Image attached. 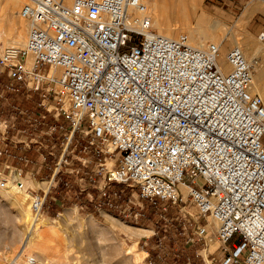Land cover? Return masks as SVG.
<instances>
[{"label": "built area", "instance_id": "built-area-1", "mask_svg": "<svg viewBox=\"0 0 264 264\" xmlns=\"http://www.w3.org/2000/svg\"><path fill=\"white\" fill-rule=\"evenodd\" d=\"M145 12L141 0H26L19 12L26 42L0 54L7 79L0 99L37 95L40 110L29 126L51 118L49 134L60 135L53 184L77 151L79 164L68 173L104 171L98 195L109 208L112 185L134 189L163 220L167 207H177L185 230L180 206L188 201L215 224L220 244L240 239L223 264H264V97L252 91L251 66L232 46L225 72L218 45L197 49L185 34L156 35ZM75 132L85 138L78 150L70 148ZM43 193L30 197L32 220L41 215ZM205 234L197 224L186 242Z\"/></svg>", "mask_w": 264, "mask_h": 264}, {"label": "rangeland", "instance_id": "rangeland-1", "mask_svg": "<svg viewBox=\"0 0 264 264\" xmlns=\"http://www.w3.org/2000/svg\"><path fill=\"white\" fill-rule=\"evenodd\" d=\"M21 2L20 8L26 0ZM182 2L187 3L188 0H173V3L167 0V4L174 6ZM254 2L261 8L244 20L245 11ZM200 12L220 21L225 31L232 32L238 41L245 42L252 37L249 40L255 42L264 34V0H201L198 13ZM189 21L190 27L195 28V18L190 17ZM22 22L26 25L24 20ZM152 30L157 33L155 29ZM27 31L26 27L24 43ZM179 34H185L184 29L176 30L174 38ZM227 37L229 35L220 43L224 55L233 46ZM261 41L264 45V38ZM209 44L212 42L207 41L202 48ZM7 46L10 45L0 43V54ZM259 51L261 53L257 52L256 59L264 65V49ZM229 69L228 67L225 71ZM5 83L7 79L0 76V89ZM255 92L256 90L253 91ZM38 100L37 95L27 96L21 92H6L4 98L0 99V150L3 152L6 149L3 156H13V166L16 168L2 170L1 163H5V159L0 157V183H5V187H0V193L5 194L10 183L16 185L20 181L25 188L24 192L17 189L10 191L9 197L0 201V264L9 263V258L18 250L26 228L32 221L30 197L35 193L43 195V192L47 194L39 219L47 220L55 233L48 234L40 241L43 248L32 245L21 258V264L27 262L26 255L29 253L43 264H193L191 254L197 245L201 249L197 250L195 257L192 254L196 258V264H223L228 251L232 250V245H237L240 239L233 237L226 244H220L215 238V224L209 219L199 217L196 208L188 201L180 206L181 213L185 214V230L176 221L179 216L177 207H167L163 220L159 216V207L141 200L136 190L120 185L110 187L117 194L110 198L111 202L114 201L113 207L110 210L104 209L97 205L102 199L98 195V187L104 171H97L90 166L87 174L82 171L74 177L68 173L79 164L76 157L80 155L77 151L67 156V165H62L59 175L54 178V184L50 182L61 154L58 146L60 135L49 134L47 125H50L51 118L44 126H29L35 112L40 110L37 107ZM21 110L26 112L20 114ZM11 125L14 127H10ZM72 138L70 148L74 144H77L75 150L81 148L80 143L85 138L79 132H75ZM49 152L53 155H49ZM117 157L107 161L108 169L114 167ZM88 175L94 177V183L86 180ZM59 176H65L72 182V187L65 189L59 186ZM42 183L45 185H41ZM50 184L53 185L48 190ZM13 197L19 199L15 201ZM25 213L29 217L25 218ZM197 224L205 226L206 234L204 239L193 245L186 242V235L189 231H195ZM139 228L149 229L151 232L137 236ZM129 247H132L130 253L127 252Z\"/></svg>", "mask_w": 264, "mask_h": 264}, {"label": "bare ground", "instance_id": "bare-ground-1", "mask_svg": "<svg viewBox=\"0 0 264 264\" xmlns=\"http://www.w3.org/2000/svg\"><path fill=\"white\" fill-rule=\"evenodd\" d=\"M169 1L170 3H173V0ZM70 2L71 0H67V3ZM141 2L146 8L144 16L149 17L151 28L157 31L156 35L175 39V31L178 29H184L188 38V43L192 47L203 49L202 47L207 43V41L218 45L220 50V59L218 58V64L224 71L228 69L229 65L226 63L225 55L223 54L224 51L221 48L220 43L225 38V36L229 35V37H227L228 41L233 44V46H238L242 50L247 63L251 66V79L253 85L252 91L257 90L258 94L261 96L263 95L264 97V80H262L264 79V70L262 67L263 64L256 59L257 52H260L259 50L261 48L264 49V45L261 41L262 38L256 39V41L254 39L255 42L249 40L252 37H248L249 39L245 40V42L238 41V38L236 39L232 35V32L229 30L225 31L226 29L223 28V24L220 21L216 20L215 18L208 17L202 12L198 13L201 0H188L187 3L182 2L180 5L175 6L173 4H167V0H141ZM20 3L22 4L21 0H0V43L10 45L11 47L15 48H22L24 46V40L26 38L25 30L26 27L28 28L27 23L26 26L24 22H22L23 19L18 13ZM255 4L256 3L254 2V5H250L251 7L245 11V14L243 15L244 20L253 14V12L261 8L259 5ZM131 13L132 15H135V13ZM137 16L141 17L142 15L139 14ZM190 17L195 18V28H192L193 26L190 27ZM261 56L262 55H260V57ZM57 73L59 72L54 71V74ZM20 183L22 184L21 187H19L17 184L11 185L10 183L7 189L8 191H6L5 194L0 193V201L6 200V197H9L8 193L10 191L17 189L18 191L22 190L24 192V184L21 181ZM41 185H45V183H42ZM12 199L17 201L19 198L13 197ZM26 217H29L28 213H25V218ZM52 228L53 227L50 225V223H48L45 219L38 218L32 220L26 228L24 237L18 250L14 252L15 254L11 258H9L8 264H21V258L25 253H28V250L32 247V245H38L39 247L43 248L40 241H42L48 234L55 233L54 229ZM148 232L151 231L149 229L139 228L137 236L144 235ZM131 249L132 247H129L127 252L130 253ZM27 255L26 257L28 260L26 259L27 262L24 264H32L30 261H33V264H43L34 256L32 257L30 253Z\"/></svg>", "mask_w": 264, "mask_h": 264}, {"label": "crops", "instance_id": "crops-1", "mask_svg": "<svg viewBox=\"0 0 264 264\" xmlns=\"http://www.w3.org/2000/svg\"><path fill=\"white\" fill-rule=\"evenodd\" d=\"M262 67H263V70H264V65H262ZM264 78V77H263ZM262 80H264V79H262ZM256 93L258 94V92H257V90H256ZM260 95V94H259ZM50 118V117H49ZM57 151H59V149L57 150ZM51 153L49 152V155H50ZM0 157H2V159L4 158L5 159V163H1L2 164V166H3V169L2 170H4L5 171V169H11V168H14V169H16L15 168V166H13V163H15L14 162V160L12 159V157L13 156H10V154L9 155H4L3 156V154L2 155H0ZM1 159V160H2ZM43 160V159H42ZM31 163H32V161H30ZM18 170H20V169H18ZM21 171V170H20ZM49 171H50V168H49ZM21 172H23V171H21ZM233 245H235V244H233ZM232 245V246H233ZM201 249V246L200 245H197V247H196V249L192 252V254L194 255V257H195V255L197 254V250H200ZM191 254V263H193V264H196V261H195V259L193 258V255ZM189 260H190V258H189Z\"/></svg>", "mask_w": 264, "mask_h": 264}, {"label": "trees", "instance_id": "trees-1", "mask_svg": "<svg viewBox=\"0 0 264 264\" xmlns=\"http://www.w3.org/2000/svg\"><path fill=\"white\" fill-rule=\"evenodd\" d=\"M58 181H59L58 185L59 186L61 185L62 188L66 189L68 186L72 187V182L68 181L65 176H59ZM97 205L102 206L104 209L110 210L107 201L103 198L101 199L100 202H97Z\"/></svg>", "mask_w": 264, "mask_h": 264}]
</instances>
